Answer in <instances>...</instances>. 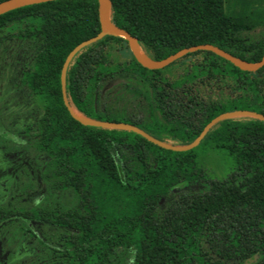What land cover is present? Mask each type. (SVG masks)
<instances>
[{
  "label": "trees",
  "instance_id": "trees-1",
  "mask_svg": "<svg viewBox=\"0 0 264 264\" xmlns=\"http://www.w3.org/2000/svg\"><path fill=\"white\" fill-rule=\"evenodd\" d=\"M110 1L113 23L155 60L207 44L250 63L263 59L264 32L255 33L250 17L228 14L226 0ZM101 30L98 0L51 1L0 16V52L22 50L19 83L38 108L18 133L45 185L37 193L27 183L10 196L20 204L0 206V225L50 227L45 240L34 236L41 264H264V121L240 116L215 124L199 146L227 150L237 170L193 191L189 185L203 181L199 146L167 150L130 130L85 124L65 105L63 65ZM67 93L88 120L188 146L217 117L264 116V67L242 71L198 51L150 70L126 39L108 35L74 57ZM19 227L26 241L30 230Z\"/></svg>",
  "mask_w": 264,
  "mask_h": 264
},
{
  "label": "rangeland",
  "instance_id": "rangeland-1",
  "mask_svg": "<svg viewBox=\"0 0 264 264\" xmlns=\"http://www.w3.org/2000/svg\"><path fill=\"white\" fill-rule=\"evenodd\" d=\"M228 14L248 16L255 24V33L264 32V0H226ZM22 50L13 48L0 52V206L15 207L19 201L10 202V196L21 194L27 183L36 185L37 193L45 185L35 173V164L27 153L28 147L21 140L20 129L34 121L37 106L30 91L19 83L23 66L18 59ZM170 144L175 141L167 140ZM26 144V143H25ZM198 171L203 174L202 182H195L189 188L193 191L206 190V181H225L237 170L235 159L225 149H214L206 145L197 148ZM31 172L29 176L25 173ZM42 186V187H40ZM180 186L175 192L182 189ZM26 201L33 205L35 192L29 190ZM19 199V198H18ZM165 202H168L165 200ZM19 203V204H18ZM25 204V202H23ZM19 224L30 230L23 240ZM50 227L31 221H11L0 225V264H6L7 253L10 264H41L37 255H29L36 245L34 236L45 240ZM19 257L17 260H14Z\"/></svg>",
  "mask_w": 264,
  "mask_h": 264
},
{
  "label": "water",
  "instance_id": "water-1",
  "mask_svg": "<svg viewBox=\"0 0 264 264\" xmlns=\"http://www.w3.org/2000/svg\"><path fill=\"white\" fill-rule=\"evenodd\" d=\"M51 1H58V0H7L2 3H0V16L9 13L11 11H14L16 9H20L23 7L31 6V5H36V4H41V3H47ZM99 2V18H100V23L102 30L101 32L87 40L79 44L67 57L63 69H62V74H61V83H62V93H63V99L65 105L68 107V109L72 112L74 116H76L80 121H82L85 124H88L93 127H98V128H119V129H125V130H130L133 131L150 142L154 143L155 145H158L161 148L175 151V152H184V151H189L192 150L196 147H198L203 139L205 138L206 134L209 132V130L217 124L219 121L226 119V118H231V117H240V116H246V117H253L260 119L264 121V116L259 115L256 113H251V112H237L233 114H227L223 115L220 117L215 118L212 120L202 131V133L199 135V137L191 144L188 146H178V145H173L170 143H166L163 141H160L156 139L155 137L151 136L150 134L146 133L142 129L132 126V125H126V124H117L113 122H97V121H91L86 119L84 116H82L80 113L76 112L72 106H71V101L69 99L68 93H67V71L69 68L70 63L74 59V57L85 47L103 39L104 37L108 35H113V36H119L124 39H126L129 43V47L137 59V61L145 68L150 69V70H161L164 69L171 64L175 63L176 61L182 59L183 57L187 56L190 53H195L198 51H210L215 53L216 55L226 59L227 61L231 62L234 64L236 67L241 69L242 71H248V72H256L260 70L261 68L264 67V56L263 59L259 63H250L245 60H242L238 57L233 56L232 54L224 51L223 49L216 47L214 45H198V46H193L190 48L183 49L179 52H177L174 55L169 56L166 59L163 60H155L149 55H147L142 48L140 47L138 40L133 37L128 31L118 27L113 23L112 16H111V1L110 0H98ZM80 114L85 120L81 119L78 115Z\"/></svg>",
  "mask_w": 264,
  "mask_h": 264
},
{
  "label": "flooded vegetation",
  "instance_id": "flooded-vegetation-1",
  "mask_svg": "<svg viewBox=\"0 0 264 264\" xmlns=\"http://www.w3.org/2000/svg\"><path fill=\"white\" fill-rule=\"evenodd\" d=\"M32 254H33V255H36L34 252L29 253V255H32ZM8 255H9V252L7 253V257H6V258H7V259H6V262H5L6 264H10V262H9V260H8ZM18 258H19V257H16L14 260H17Z\"/></svg>",
  "mask_w": 264,
  "mask_h": 264
},
{
  "label": "bare ground",
  "instance_id": "bare-ground-1",
  "mask_svg": "<svg viewBox=\"0 0 264 264\" xmlns=\"http://www.w3.org/2000/svg\"><path fill=\"white\" fill-rule=\"evenodd\" d=\"M77 112H78V111H77ZM77 115H78L81 119L85 120L80 114L77 113Z\"/></svg>",
  "mask_w": 264,
  "mask_h": 264
}]
</instances>
